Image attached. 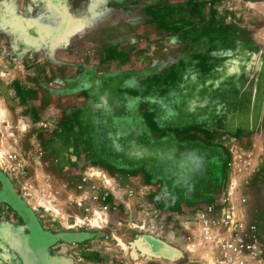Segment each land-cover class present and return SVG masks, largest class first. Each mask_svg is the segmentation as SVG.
<instances>
[{
    "label": "rangeland",
    "instance_id": "374dc122",
    "mask_svg": "<svg viewBox=\"0 0 264 264\" xmlns=\"http://www.w3.org/2000/svg\"><path fill=\"white\" fill-rule=\"evenodd\" d=\"M6 178L64 264H213L202 214L242 196L264 255V0H0Z\"/></svg>",
    "mask_w": 264,
    "mask_h": 264
},
{
    "label": "crops",
    "instance_id": "0c3cea01",
    "mask_svg": "<svg viewBox=\"0 0 264 264\" xmlns=\"http://www.w3.org/2000/svg\"><path fill=\"white\" fill-rule=\"evenodd\" d=\"M18 188L7 178L0 183V264H64L65 258H62L68 243L63 242L59 225L52 223L51 219L37 216L26 205L23 195L19 194L24 189L20 185ZM75 234L78 237L74 236L69 241L84 239L80 243L89 242L86 241L89 238L81 236V231L78 230L79 235ZM123 243L121 245L125 248ZM94 254H82L93 257L87 260V264L96 262ZM122 256L121 261L106 258L103 264H128Z\"/></svg>",
    "mask_w": 264,
    "mask_h": 264
},
{
    "label": "built area",
    "instance_id": "2783aa9c",
    "mask_svg": "<svg viewBox=\"0 0 264 264\" xmlns=\"http://www.w3.org/2000/svg\"><path fill=\"white\" fill-rule=\"evenodd\" d=\"M21 194L23 197L29 195L25 189L21 191ZM97 200L98 196L91 194L87 201L80 197L71 202V207L74 209L72 228L80 225L84 230H89L92 227L93 218L99 208L94 204ZM245 202L246 198L240 197L237 204L233 203L222 208L215 220L210 214L211 208L202 214L201 225L204 233L209 235L213 228L218 230L213 264H264L261 247L252 236V232L245 229L240 219L243 213L241 207L245 205ZM255 227L252 226V228Z\"/></svg>",
    "mask_w": 264,
    "mask_h": 264
}]
</instances>
